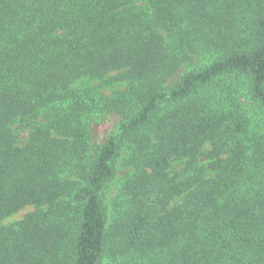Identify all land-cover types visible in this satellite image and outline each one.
I'll use <instances>...</instances> for the list:
<instances>
[{"label":"trees","instance_id":"1","mask_svg":"<svg viewBox=\"0 0 264 264\" xmlns=\"http://www.w3.org/2000/svg\"><path fill=\"white\" fill-rule=\"evenodd\" d=\"M107 256L264 264V0H0V264Z\"/></svg>","mask_w":264,"mask_h":264},{"label":"rangeland","instance_id":"2","mask_svg":"<svg viewBox=\"0 0 264 264\" xmlns=\"http://www.w3.org/2000/svg\"><path fill=\"white\" fill-rule=\"evenodd\" d=\"M121 87L123 85H120ZM111 88H106L105 91L110 93ZM114 117H110L108 120H106L103 123L95 124L93 127V139L96 142H102L105 140L108 135L112 132L114 128ZM27 133L25 130H21L20 132V139L26 140ZM209 147L205 146V150H207ZM126 155V150L122 153L120 159H118L116 166H117V174L115 180L112 182V184L109 185V187L106 190L105 196H104V203L108 209L110 220L116 217L117 215V203L120 201V190H121V183L123 182L124 178L128 174V171L130 170V167L124 166V157ZM181 167V164L179 161L174 162V169H178ZM33 210L32 206L25 207L18 211L17 213L10 215L6 217L2 224L8 225L13 224L23 218L26 213ZM104 264H121L119 260L116 262L109 259L107 256L104 260Z\"/></svg>","mask_w":264,"mask_h":264}]
</instances>
